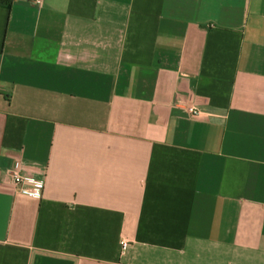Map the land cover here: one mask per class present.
<instances>
[{
  "label": "crops",
  "instance_id": "obj_1",
  "mask_svg": "<svg viewBox=\"0 0 264 264\" xmlns=\"http://www.w3.org/2000/svg\"><path fill=\"white\" fill-rule=\"evenodd\" d=\"M0 264H264V0L0 6Z\"/></svg>",
  "mask_w": 264,
  "mask_h": 264
},
{
  "label": "built area",
  "instance_id": "obj_2",
  "mask_svg": "<svg viewBox=\"0 0 264 264\" xmlns=\"http://www.w3.org/2000/svg\"><path fill=\"white\" fill-rule=\"evenodd\" d=\"M31 1H33L37 6L42 5V0H31ZM190 111L194 116L199 115V111H197L196 109L190 108ZM21 171H22V163L20 161H16L11 170V175L15 186L17 188L30 191L35 196H39L43 191L44 181L26 178L22 175ZM128 244L129 243L127 241H122L121 242L122 249L126 250Z\"/></svg>",
  "mask_w": 264,
  "mask_h": 264
},
{
  "label": "trees",
  "instance_id": "obj_3",
  "mask_svg": "<svg viewBox=\"0 0 264 264\" xmlns=\"http://www.w3.org/2000/svg\"><path fill=\"white\" fill-rule=\"evenodd\" d=\"M13 0H0V6L10 8L12 6Z\"/></svg>",
  "mask_w": 264,
  "mask_h": 264
}]
</instances>
